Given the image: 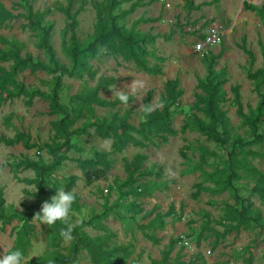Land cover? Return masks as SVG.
Listing matches in <instances>:
<instances>
[{
    "label": "rangeland",
    "instance_id": "1",
    "mask_svg": "<svg viewBox=\"0 0 264 264\" xmlns=\"http://www.w3.org/2000/svg\"><path fill=\"white\" fill-rule=\"evenodd\" d=\"M134 1L126 0L120 9L129 8ZM138 1L140 5L124 19H118V24L128 30L138 18H157L152 22H140L135 29L157 36L154 43L146 45L150 51L146 60L148 66H159L163 73L148 72L121 54L88 57L85 60L86 66L81 69V77H62L60 102L68 108L70 114H73L71 109L79 105L71 98L94 87L106 77H113L115 81L101 88L99 97L114 100L121 92H125L129 100L127 103L120 102L116 107L95 106L93 112L83 109L68 130L104 117L113 120L115 113H119L120 117L126 116L130 124L138 126L150 110L160 107V95L169 78H178L184 91L175 104L178 112L172 116L173 128L180 130L193 113L205 118L197 106L196 95L204 94L196 87L197 77L204 78L207 74L203 57L218 54L222 50L214 68L216 71L226 68L227 82L223 85L226 99L220 106L226 111L224 124L230 130V139L222 146L207 140L196 130L187 129L184 133L169 135L166 142L156 138L154 143L145 147L128 144L122 151L116 152L111 146L112 139L99 137L91 127L88 133L70 136V143L77 148L63 149L62 154L68 159L49 176L50 195L54 194L55 187L65 188L70 175L77 176L71 191L76 193L78 205L73 206L68 223L76 224L93 215H101L93 219L92 225H85L81 230L92 237L109 235L107 248L120 247L118 255L125 259L118 264H147L152 259H160L162 250L169 246L172 239L176 240L172 256L179 254L186 262L194 260L199 264H243L244 257L250 255L253 264H264V229L251 219L242 224L238 231H227L236 223L235 216L240 205L230 189H222L225 181L207 179L203 175L204 171L212 172L228 166L227 154L235 139L252 138L250 127L237 112L231 87H239L243 113L255 112L259 99L253 89L254 82L247 74L264 67L260 46L261 41L264 47V24L256 11L245 8V3L261 7L264 6V0H192V8L187 6L186 0ZM31 2L35 18L40 16L42 24L49 29L50 42L57 59L70 66V58L64 50L69 37L66 30L68 18L60 9V6L67 4V0ZM0 3L15 15L0 27V35L20 42L21 55L30 52L35 58L47 61L48 56L37 46L38 31L24 26L28 20L20 14L26 13V7L20 0H0ZM72 10H79L76 30L81 45L85 46L96 31V10L92 0H77ZM212 24H218L224 30V36L219 44L208 48L202 55L195 50V44ZM244 36L247 48L253 52V59L239 47ZM0 47L6 49L7 45L0 42ZM2 68L12 69V61L0 59ZM88 68L95 71L94 76H89L86 71ZM14 76L29 90L40 89L47 94L51 92L52 74L40 70L31 72L24 68ZM137 82H142L143 86L133 93L131 89L137 86ZM262 89L264 91V84ZM150 90L152 97L148 105L146 95ZM49 110V100L37 96L31 103L22 95L0 103V134L13 137L18 131H24L29 135V142L34 144V147L27 148L22 142L11 146L0 143V188L3 189L7 209L19 215L36 208L37 198L34 193L38 191L34 182L21 180L35 178V171L24 168L19 162L30 160L41 164L51 163L53 157L46 145L56 146L65 140L54 125L58 115L50 114ZM260 129L264 133V122L260 123ZM205 149L217 155L206 153ZM91 151L105 152L111 161V168L105 178L88 185L76 159L86 158L92 154ZM135 158L139 163L135 174L141 171L152 172L141 178L147 186L148 194L123 195L122 191L129 190V187L120 190L116 180L127 177L125 164ZM235 160L233 169L238 176L232 182L237 193L246 196L258 179L253 168L264 173V141L244 145ZM226 176L224 174V178ZM197 183H201L202 187L195 196ZM35 186L36 191L32 193ZM135 186L132 185V190ZM248 197V216L264 222V195L252 194ZM157 213L164 215V226L142 228V224H147ZM32 222L35 231L28 236L29 242L24 251L28 263L57 249L70 257L69 264H93L80 241L64 240L57 246L52 225L41 223L35 218ZM18 224L17 219L6 225L0 222L1 254L13 246L15 233L12 228ZM145 232L157 235L160 242L148 240ZM182 238H186L189 245H185ZM41 248L46 249L43 255H40Z\"/></svg>",
    "mask_w": 264,
    "mask_h": 264
},
{
    "label": "trees",
    "instance_id": "2",
    "mask_svg": "<svg viewBox=\"0 0 264 264\" xmlns=\"http://www.w3.org/2000/svg\"><path fill=\"white\" fill-rule=\"evenodd\" d=\"M21 4L26 7V13L20 14L22 17L28 20L25 27L32 30H37V46L42 48L48 56L47 61L39 60L35 58L32 53L26 52L21 55L22 44L16 39L7 38L0 35V42L7 45L6 49L0 47V59L12 61V69H0V103H6L12 100L14 97L22 95L27 97V102L31 103L34 97H41L49 100V113L58 115L54 125L58 133L64 136L65 140L59 145L47 144L46 147L53 157V161L48 164H41L35 161L24 160L20 165L24 168H31L35 171V178H23L22 181L28 183H35L38 191L34 193L37 198V206L35 209L30 210L27 214L19 215L16 211H10L7 209L5 203V197L3 189L0 188V222L2 225H6L12 222L13 219H17L19 224L12 228L15 233V239L12 247H17L25 251V245L29 242L28 236L32 235L35 231V225L32 220L38 219L35 215L39 211L41 204L44 200L48 199L51 195L48 190L49 176L53 174L57 169L63 166V161L68 159L65 154H62L64 148L75 147L70 143L71 135H80L88 133V129L93 127L95 133L102 138L112 139V148L114 151H122L128 144L133 146L145 147L150 143H154L156 138L162 142L168 140L169 135H177L178 133H184L187 129H193L203 134L207 140L214 141L220 145H225L230 139V130L224 124L226 118V111L220 106V103L225 101V90L223 85L227 82L225 77L226 68L221 71H216L214 68L216 59L222 54V50L218 54H211L204 56L203 61L207 70V74L204 78L197 77L196 87L200 88L204 94H197V106L205 118L199 117L196 113L191 115L189 121L183 123L180 130H176L172 126V116L175 115L178 110L175 107L178 99L183 95L184 91L180 87V81L178 78H169L164 84V91L160 95L159 103L160 107H156L150 110L146 119L139 122L138 126L130 124L127 117H120L119 113H115V119L109 120L104 117L102 120H93L85 122L82 125L68 130V127L73 124L75 118L83 109H87L93 112L95 106L103 107H116L121 100L118 98L114 100L102 99L99 97V91L103 87H107L112 84L115 79L113 77H106L100 80L97 85L92 88H88L85 92L75 94L71 99L75 100L78 106L71 109L72 115L68 111V108L60 102V92L62 89V77H74L82 76V68L86 66V59L98 58L101 55H117L121 54L129 59H132L134 63L148 72H154L162 74L161 67H150L147 65L146 56L149 54V50L146 45L154 43L156 35L151 33L141 32L135 27L140 22H152L157 18H138L134 20L130 29L126 30L118 24V19H124L129 15L137 6L140 5L138 0L132 2L129 8L120 9L122 3L126 0H92V4L96 10L97 23L96 31L91 41L82 46L77 36L76 27L78 25L77 15L79 10L73 11L72 8L77 0H67V4L60 6V9L66 14L68 21L66 23V30L69 32L68 41L65 43V52L70 58L71 65L67 66L59 62L56 57L55 49L50 42L49 29L42 24V18L39 16L35 18V13L32 11L31 0H20ZM187 6L192 8V0H186ZM245 8L254 10L260 17L264 24V6L257 7L254 4L245 3ZM117 11V12H116ZM15 15L6 9L0 3V27L4 25L6 20H12ZM246 37L242 38V43L239 45L241 49L253 59V52L246 46ZM262 53L264 55V47L260 41ZM162 59V58H161ZM27 68L31 72L45 71L46 73L53 75V82L51 92L49 94L43 92L40 89H27V87L20 83L15 78V73ZM89 76H94L95 71L86 70ZM247 77L254 82V92L256 93L259 102L255 112L244 114L242 111V104L240 100L239 87L237 85L232 86L231 90L234 94V100L237 104V112L243 118V122L250 127L252 138L248 140L235 139L232 143V149L228 152V166L220 169H216L212 172H203V175L207 179H215L224 182L222 189H230L234 195L236 202L240 205V209L235 216L236 223L230 227L229 230L238 231L240 226L246 223L248 220H253L258 223L262 229H264V222H259L256 218H250L248 213L250 212V203L248 202V196L252 194L264 195V173L253 168V171L258 174L257 182L250 188V192L247 195H239L232 179L238 176L237 172L233 169L235 164V157L241 153L244 145H248L255 142L264 141V133L260 129V123L264 122V91L262 86L264 84V67L258 68L255 71H250ZM152 97V91H148L146 95V103L149 105L150 98ZM119 120L118 122H115ZM136 133V134H134ZM22 142L27 148L34 147L33 143L29 142V135L24 131H18L13 137H8L4 134H0V143L4 145H14ZM206 153L217 155L213 151L207 149ZM92 154L84 159L78 158L76 161L79 163L83 175L85 177L86 184L91 185L93 182L106 177L107 171L111 168V161L107 159L105 152L91 151ZM201 159L204 160V156L201 155ZM134 161V165H133ZM222 162V160H221ZM127 177L125 179H117L116 183L120 190L123 187H129V190L122 191L123 195L133 193L135 195L148 194V189L145 183L141 181V178L145 174H152L151 171H141L137 174L139 163L135 158L132 162H126ZM224 174L227 176L224 178ZM217 176V178H216ZM77 176L72 174L68 177V183L65 190H71L75 184ZM135 184L134 190L132 185ZM198 187L195 196L199 193V189L202 187L201 183H197ZM27 193L30 194L29 191ZM246 194V193H245ZM121 195V196H123ZM78 205L77 196L73 206ZM80 206V204H79ZM78 206V207H79ZM170 213V211L168 212ZM88 220L83 219L80 222L74 224L73 239L74 241H80L89 254V258L93 264H118L120 261L125 260L118 255L120 247H114L112 249L107 248V239L109 235L105 236H89L82 232L81 228L85 225H92L93 219L100 218L101 215H93ZM164 215L157 213L147 224H142V228L160 227L164 226ZM66 225L61 221H57L52 225V231L56 240L57 246H60L61 242L65 239L61 236V229ZM145 237L153 243H159L160 238L155 234L145 232ZM176 240L172 239L168 247L164 248L161 252L160 259H152L147 264H199L194 260L188 262L184 261L179 254L172 256L173 248L175 247ZM11 247V248H12ZM75 249V245H73ZM243 264H253L252 256L244 257ZM69 264L70 257L61 252L60 250H54L43 256L34 258L28 264ZM130 264H135L130 262Z\"/></svg>",
    "mask_w": 264,
    "mask_h": 264
},
{
    "label": "clouds",
    "instance_id": "3",
    "mask_svg": "<svg viewBox=\"0 0 264 264\" xmlns=\"http://www.w3.org/2000/svg\"><path fill=\"white\" fill-rule=\"evenodd\" d=\"M142 82H137L131 91L134 93L139 87H142ZM121 102L127 103L129 95L125 92L119 94ZM150 110V109H149ZM36 191V186L32 193ZM76 200V193L71 190H65L63 187H55V192L48 199L44 200L36 217L41 223L54 225L57 221L65 223V227L61 229V236L65 240L73 239V230L75 225L68 223L69 217L73 211V205ZM45 248L40 249V255H43ZM0 264H28L25 258V253L22 249L12 247L8 251L0 254Z\"/></svg>",
    "mask_w": 264,
    "mask_h": 264
},
{
    "label": "built area",
    "instance_id": "4",
    "mask_svg": "<svg viewBox=\"0 0 264 264\" xmlns=\"http://www.w3.org/2000/svg\"><path fill=\"white\" fill-rule=\"evenodd\" d=\"M224 36V30L218 24L210 25L207 30L203 33L202 38H200L195 44V50L202 55L208 50V48L219 44ZM185 245H189L186 238H182ZM1 254V253H0Z\"/></svg>",
    "mask_w": 264,
    "mask_h": 264
}]
</instances>
